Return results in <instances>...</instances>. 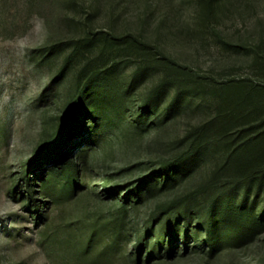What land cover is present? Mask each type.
<instances>
[{"label": "rangeland", "instance_id": "rangeland-1", "mask_svg": "<svg viewBox=\"0 0 264 264\" xmlns=\"http://www.w3.org/2000/svg\"><path fill=\"white\" fill-rule=\"evenodd\" d=\"M83 4L80 8L69 0H0V264H51L39 246L40 231L13 194L23 193L26 175L38 186L39 173L48 172L36 149L44 122L52 127L64 112L79 61L63 65L88 12L96 14V28L139 34L168 61L147 75L134 76L133 67H119L115 82L121 98L112 101L95 124L87 120L83 132L72 139L73 149L65 160L81 164L87 186L64 207L67 222L116 217L119 203L93 199L92 193L104 194L106 188L136 181L177 153L186 130L213 114L214 87L231 80L264 84V0H228L216 18L205 23L199 0H84ZM46 47L54 50L47 53ZM171 66H185L190 83L183 85L180 76L168 78L165 89L155 95ZM105 84L102 90L109 91ZM177 95L184 103L166 115ZM92 133L98 141L89 146L86 140ZM84 147L89 150L83 152ZM191 185L185 182L178 194ZM164 201L162 196L132 208L110 261L94 264H135V241ZM59 210L50 214L54 224L65 219ZM195 245L180 247L173 259L150 261L143 252L139 261L201 264V253L192 250ZM229 254L214 264H225ZM233 254L236 264H264V231L249 248Z\"/></svg>", "mask_w": 264, "mask_h": 264}, {"label": "trees", "instance_id": "trees-1", "mask_svg": "<svg viewBox=\"0 0 264 264\" xmlns=\"http://www.w3.org/2000/svg\"><path fill=\"white\" fill-rule=\"evenodd\" d=\"M83 1L69 0V4L83 8ZM227 1L199 0L201 20L203 16L204 23L216 18ZM95 15L88 12L84 17L81 35L73 38L63 65L66 68L79 61L64 112L52 127L44 122L36 152L48 172L39 173L38 186L31 184L25 173L23 193L13 194V200L23 204L40 231L39 246L51 264L108 262L119 247L127 213L163 196L165 201L147 219L145 232L135 241V264H140L143 252V258L150 261L173 259L180 247L187 250L191 244H196L193 251L201 253V264H214L227 253L225 264H236L233 253L249 248L264 231V84L249 80H231L214 87L213 114L189 127L179 140V151L148 174L106 188L104 194L101 190L92 193L93 199L119 203L116 217L101 215L90 222H67L64 207L87 186L81 164L65 160L73 149L72 139L83 132L87 120L95 124L99 115L112 107V101L121 98L115 82L119 67H133L134 76L147 75L168 61L139 34L96 28ZM45 49L51 53L54 47ZM186 70L185 66H171L153 93L165 89V81L174 76L188 85L191 75ZM103 83L109 91L102 90ZM183 103L182 96H175L166 115ZM88 136L86 144L94 146L98 137L94 133ZM88 150L84 147L83 152ZM188 181L191 187L178 194ZM58 209L65 219L54 224L50 214Z\"/></svg>", "mask_w": 264, "mask_h": 264}]
</instances>
